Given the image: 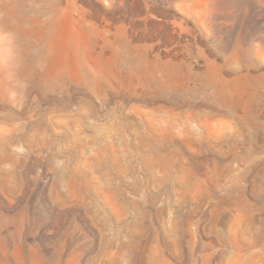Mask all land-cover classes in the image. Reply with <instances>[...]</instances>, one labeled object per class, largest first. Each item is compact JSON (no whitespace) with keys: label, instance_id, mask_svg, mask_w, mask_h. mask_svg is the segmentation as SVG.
<instances>
[{"label":"rangeland","instance_id":"374dc122","mask_svg":"<svg viewBox=\"0 0 264 264\" xmlns=\"http://www.w3.org/2000/svg\"><path fill=\"white\" fill-rule=\"evenodd\" d=\"M0 264H264V0H0Z\"/></svg>","mask_w":264,"mask_h":264}]
</instances>
